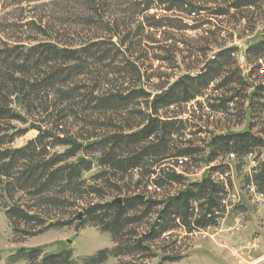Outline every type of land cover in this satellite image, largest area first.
Listing matches in <instances>:
<instances>
[{"label":"trees","instance_id":"16d2710c","mask_svg":"<svg viewBox=\"0 0 264 264\" xmlns=\"http://www.w3.org/2000/svg\"><path fill=\"white\" fill-rule=\"evenodd\" d=\"M207 1H142L139 4L144 5L141 14L149 11L152 5L176 13L157 20L155 16H147L138 23L141 29L152 31L151 41L160 44L157 49L162 54L155 56V59L168 64L170 74L156 75L159 82L153 94L138 89L127 96H103L98 100L96 107L99 109L119 112L130 109L133 101H140L141 104H137L140 110L131 113L134 119L125 120L121 131L100 138L90 136L85 143L58 141L71 145L62 156L66 159L76 157L79 151H83L86 157L98 153L95 161L101 172L94 179L100 187L109 189L112 186L116 189L119 183H123L126 191L132 192V187L138 189L144 184V189L148 185L153 187L155 195L157 191L163 193L162 198L158 199L159 195L147 197L146 192L140 195L132 192L122 200L121 205L113 204V201L88 204L85 214L94 215L92 220L99 221L102 230L110 233L113 240L117 238V241L124 235L130 238L122 250L116 247L115 255L148 252L155 243L178 228L192 234L214 226L216 213L222 211L220 201L224 189L212 177L228 169L227 164H221L222 158L245 157L254 150L262 151L264 156V119L261 121L260 118L264 111V37L260 42L247 46L244 53L251 67L247 79L237 66V48L226 45L227 39L222 37L225 35L222 26L225 17L229 16L236 26L242 22L247 27L250 24L247 15L254 13L249 9H258L264 0ZM212 19L215 24L211 23ZM189 33H193L195 38ZM155 36H160L159 40H154ZM114 37L116 35L112 34L107 41L112 47L115 46L112 41ZM33 41L25 54L22 43H17L11 51H19L22 59L17 60L18 64L11 69L0 68V125L10 121L26 125L21 112L10 107L17 105L27 112L33 107H41L40 96L32 94L49 93L58 86L60 74L53 70L51 63L61 56L76 59L75 51L63 50L51 42ZM119 44L124 46L123 41ZM1 45H4L3 41ZM35 56L38 58L30 67L28 63ZM129 66L141 82L146 76V68L135 62L129 63ZM150 77L148 75L146 79L150 80ZM250 90L252 96H246ZM245 104L250 109L251 123L248 129L243 132L230 131L244 120ZM141 105L145 107L144 111ZM46 112L47 108L42 110V113ZM34 129L40 135L19 149H2L4 142L0 136L1 200L12 197L9 196V182L13 177L10 172L15 168L19 182L43 188L63 177L67 187L72 185V193L80 189L73 182L79 180L81 172L91 169V161L83 156L75 164L58 168L57 164L62 158L42 163L38 157L43 155L39 151L37 153L36 144L43 130L40 126ZM2 131L0 126V135ZM26 131L17 130L6 144L13 143ZM201 165L207 167L208 175H203L199 181H191L190 177L197 173ZM181 168L182 171H178ZM133 176L137 177L136 181H133ZM254 182L264 192V159L254 176ZM101 192V188L93 186L85 193L88 197L99 199L102 198ZM5 215L12 226H15V219L31 220V216L21 209H6ZM134 225L136 229H141V234L136 229L123 234L125 229ZM42 249L19 250L18 259L35 260ZM109 255V251H101L87 258L85 264H102ZM162 260L178 262L181 258L167 257ZM40 264H73V261L69 253H50L40 259Z\"/></svg>","mask_w":264,"mask_h":264},{"label":"rangeland","instance_id":"374dc122","mask_svg":"<svg viewBox=\"0 0 264 264\" xmlns=\"http://www.w3.org/2000/svg\"><path fill=\"white\" fill-rule=\"evenodd\" d=\"M142 1L147 2V0H0V68L11 69L14 64H18L17 60L21 58L19 51L11 50L20 42L25 48L23 54L34 43L33 40L51 42L63 50L77 52L74 60L61 56L51 63L53 70L60 74L58 86L49 93L32 94L40 96L41 107H33L30 112L23 111L17 105L10 107L21 112L27 124L14 121L1 123L3 131L0 136L4 142L1 148L25 147L40 135V132L34 129L40 126L43 133L36 145L37 153L39 151L40 155L41 153L43 155L38 157L42 159V163L62 158L57 164L58 168L75 164L80 156L92 163L91 169L81 172L79 180L73 182V185L80 188L73 193L72 185L67 187L63 177L43 188H35L19 182L16 168L10 172L13 177L9 182V196L12 197L0 199V264H40V259L44 255L62 252L69 253L73 264H85L87 258L94 257L104 250L109 251L110 255L102 264H264L253 263L264 255V247L253 251L250 257L240 254L241 251L238 252L239 247H246V243L252 238L248 239V236L253 235L257 226L262 233L264 232V208L254 203L245 190L250 161L244 157L228 156L221 161V164L228 165V169L222 172L231 173L230 179L226 182L227 187L233 191L241 205L236 215L230 212L228 217L201 232L188 234L184 229L178 228L155 243L148 252L137 251L127 256L115 255L116 247L119 246L122 250L130 238L124 235L117 241V238L113 240L110 233L102 230L99 221L97 223L92 220L95 218L94 215L85 214L90 202L104 204L117 198L123 200L132 192L139 195L146 192L147 197L159 195L158 199L163 195L159 191L155 195L154 188L149 185L144 189V184L138 189L132 187V192H127V187L123 183L117 185L118 189L112 186L109 189L100 187L94 179L101 172L95 161L98 153L86 157L83 151H79L76 157L66 159L62 156L71 145L58 142L72 140L85 143L90 136L100 138L121 131L124 129L125 120L134 119L131 113L140 110L137 105L140 101H133L130 109L119 112L99 109L96 107L98 100L103 96H127L138 89L153 94L159 82L156 75L170 74V66L155 59V56L162 54L157 49L160 44L151 41L152 31L141 29L138 23L147 16H155L157 20L176 13L152 5L149 11L141 14L144 5L139 4ZM249 10L254 12L252 16L247 15L249 26L245 27L242 22L236 26L229 16L223 19L222 24L225 30L222 37L227 39L226 45L237 48L235 55L237 66L245 79L248 78L251 67L243 48L260 42L262 36L264 37V3L258 9ZM211 23L215 24V20L212 19ZM112 34L116 35L112 39L114 47L107 43ZM229 35H232L231 40ZM189 36L195 38L193 33H189ZM155 38L154 40H159L160 36ZM1 41L4 42L3 46ZM120 41L124 42V46H120ZM37 58L38 56H35L31 59L28 65L33 66ZM132 62L146 68L144 73L146 76L141 82L137 80L129 66ZM242 63L245 71L240 67ZM142 72L145 70L142 69ZM148 75L151 76L150 80L146 79ZM248 92L246 96H252V90ZM45 108L47 112L42 113ZM141 108L142 111L145 110L143 105ZM249 112L250 109L245 104L244 120L234 125L230 131L247 130L251 123ZM260 115L262 121L264 111ZM19 129L27 131L13 143L6 144L10 136ZM263 159L262 153V161ZM203 175H208V169L201 165L190 180L199 181ZM133 177V181H136L137 177ZM212 179L217 183L216 175ZM93 186L101 188L102 198L86 195L85 192ZM221 186L225 188L223 184ZM12 208L25 211L31 216V220L15 219V226H12L5 215V210ZM79 214L82 216L78 219ZM136 228L135 225L129 227L123 234ZM136 231L141 234V229L138 228ZM243 232L245 234L240 240L231 242L238 236L237 234L241 235ZM66 240L71 243L66 244ZM243 240L244 242H241ZM40 247L43 248L42 253L35 260L18 259L19 250L27 252ZM258 253L260 254L255 256ZM167 257H180L181 260L178 262L162 260Z\"/></svg>","mask_w":264,"mask_h":264},{"label":"built area","instance_id":"2783aa9c","mask_svg":"<svg viewBox=\"0 0 264 264\" xmlns=\"http://www.w3.org/2000/svg\"><path fill=\"white\" fill-rule=\"evenodd\" d=\"M243 71H245L244 64L242 63V66H240ZM244 158H246L248 161H250V165L248 164V181L245 186L246 192L252 197L254 203H256L258 206L264 208V192L260 191L254 182V176L257 174V171L262 163V151L254 150L249 152ZM217 178L216 181L218 184L224 185V193L222 194L220 205L222 208V211H219L216 213L217 219L216 223L220 222L224 217H228L229 213L237 214L239 211L240 202L237 200L236 196L233 191L230 190L229 187H227V180L230 179L231 173L226 171L224 173L216 174ZM238 220V219H236ZM204 231L200 230L199 232ZM246 247H239L238 252L240 254H244L247 257H250L251 253L253 251H257L260 248L264 247V232L261 234H254L249 242L246 243ZM257 262H264V255L261 256V258H258V260L254 261L253 263Z\"/></svg>","mask_w":264,"mask_h":264},{"label":"crops","instance_id":"0c3cea01","mask_svg":"<svg viewBox=\"0 0 264 264\" xmlns=\"http://www.w3.org/2000/svg\"><path fill=\"white\" fill-rule=\"evenodd\" d=\"M253 232H254V233H252L253 235L254 234H261L260 227L257 226V228ZM244 234H245V232H243V234H241V235L237 234L238 236L235 239H233L232 241L231 240L230 241L234 243L235 241L240 240V238H242L244 236ZM253 235H251V236L249 235L250 237L248 236V239L251 238ZM245 239H247V238H245ZM241 242H244V240ZM259 254L260 253L256 254L255 256H258Z\"/></svg>","mask_w":264,"mask_h":264},{"label":"water","instance_id":"95a60500","mask_svg":"<svg viewBox=\"0 0 264 264\" xmlns=\"http://www.w3.org/2000/svg\"><path fill=\"white\" fill-rule=\"evenodd\" d=\"M246 49H247V46H244L243 50L246 51ZM141 198H142V197H141ZM112 203H113V204H116V205H121V203H122V199L117 198V199L113 200ZM81 216H82V214H79V215H78V219L81 218ZM77 228H78V226H76V229H77ZM65 243H66V244H70L71 241L66 240Z\"/></svg>","mask_w":264,"mask_h":264},{"label":"bare ground","instance_id":"6f19581e","mask_svg":"<svg viewBox=\"0 0 264 264\" xmlns=\"http://www.w3.org/2000/svg\"><path fill=\"white\" fill-rule=\"evenodd\" d=\"M243 57V56H242ZM244 60V59H243Z\"/></svg>","mask_w":264,"mask_h":264}]
</instances>
